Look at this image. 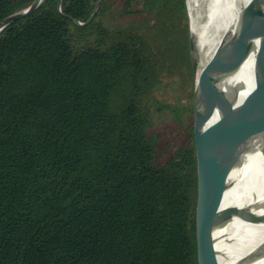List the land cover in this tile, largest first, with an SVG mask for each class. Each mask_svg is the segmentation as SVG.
Wrapping results in <instances>:
<instances>
[{
  "label": "trees",
  "instance_id": "16d2710c",
  "mask_svg": "<svg viewBox=\"0 0 264 264\" xmlns=\"http://www.w3.org/2000/svg\"><path fill=\"white\" fill-rule=\"evenodd\" d=\"M109 1L79 25L98 0H42L0 31V264L199 263L193 132L159 161L146 103L191 67L185 0H124L151 14L112 29Z\"/></svg>",
  "mask_w": 264,
  "mask_h": 264
},
{
  "label": "water",
  "instance_id": "95a60500",
  "mask_svg": "<svg viewBox=\"0 0 264 264\" xmlns=\"http://www.w3.org/2000/svg\"><path fill=\"white\" fill-rule=\"evenodd\" d=\"M101 1L98 0L93 13L85 22L70 18L79 25L88 24ZM41 2L42 0H33L27 7L6 16L0 22V31L7 24L33 12ZM58 10L61 12V0H58ZM232 42L234 54L229 75L235 77L245 61L254 52L257 53L254 63L255 87L249 96L238 102L237 89H228L225 85L217 96L218 119L207 125L211 116L205 121L202 118L205 111L210 112L211 108L207 105L201 106L199 103L201 100L206 103L213 97H210L209 91L201 90L200 85L205 79L204 76L196 80L195 85L193 140L198 180V264H219L213 232L234 215L264 224V214L256 217L238 206H231L225 210L215 208L218 196L228 187L231 171L241 159L251 153L264 156V0H249L242 7L237 15ZM189 44L191 65L196 75L200 67V56L197 51V40L191 29ZM263 254L264 239L234 264H250Z\"/></svg>",
  "mask_w": 264,
  "mask_h": 264
},
{
  "label": "bare ground",
  "instance_id": "6f19581e",
  "mask_svg": "<svg viewBox=\"0 0 264 264\" xmlns=\"http://www.w3.org/2000/svg\"><path fill=\"white\" fill-rule=\"evenodd\" d=\"M248 1L188 0L191 12L190 29L197 40L200 56L196 80L204 76L201 90L209 91L210 97H213L206 103L203 100L199 103L211 108L210 112L205 111L202 118L205 121L211 116L207 125L218 119L217 96L225 85L228 89H237L238 102L244 101L255 87L256 52L245 61L235 77L229 75L233 62L232 37L237 15ZM237 83L240 85H236ZM228 180V187L216 200L217 210L238 206L256 217L264 214V156L259 153L245 155L233 168ZM213 239L218 263L234 264L263 241L264 224L234 215L214 230ZM250 264H264V254Z\"/></svg>",
  "mask_w": 264,
  "mask_h": 264
},
{
  "label": "rangeland",
  "instance_id": "374dc122",
  "mask_svg": "<svg viewBox=\"0 0 264 264\" xmlns=\"http://www.w3.org/2000/svg\"><path fill=\"white\" fill-rule=\"evenodd\" d=\"M123 1L110 0V10L99 17V20L109 29L128 25L134 20L151 14V12H141L120 16L117 12ZM185 3L190 31L191 12L188 0H185ZM163 34H165V27L161 26L157 37L163 36ZM170 43L164 42L162 47H166L168 50L169 45L172 46ZM165 57L168 60L171 59L170 54H165ZM195 85L196 76L191 65L174 75L162 77L152 92V98L146 100L151 119L149 131L158 137L157 156L159 161L168 158L190 140L194 124Z\"/></svg>",
  "mask_w": 264,
  "mask_h": 264
}]
</instances>
